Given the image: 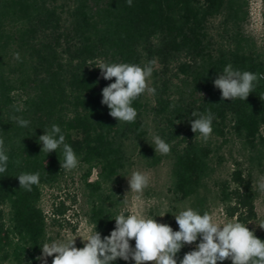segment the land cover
Wrapping results in <instances>:
<instances>
[{"label":"trees","instance_id":"16d2710c","mask_svg":"<svg viewBox=\"0 0 264 264\" xmlns=\"http://www.w3.org/2000/svg\"><path fill=\"white\" fill-rule=\"evenodd\" d=\"M243 8L242 0H132V6L127 0H0V138L9 157L0 173V264H52L54 257L42 258L49 238L41 201L43 188L59 184L65 169L63 146L41 152L39 137L51 125L61 128L85 168L89 220L101 238L115 229L120 204L115 185L129 148L151 166L162 162L149 138L145 93L133 101L134 123L111 117L101 103L102 89L115 78L103 79L96 67L101 62L155 61L152 110L157 135L171 147L174 203L196 199L202 214L212 150L192 132L191 113L210 111L213 133L225 136L230 128L252 149L264 148V79L254 82L246 101L222 100L213 83L229 63L234 70L264 74V59L242 32L248 18ZM220 16L230 41L216 48L209 26ZM14 117L30 121L28 127ZM21 173H39V184L31 191L21 188ZM222 193L226 201L237 200L232 213L239 222L255 218L250 180ZM254 235L264 241V233ZM186 251L184 245L177 264ZM132 261L117 258L112 264Z\"/></svg>","mask_w":264,"mask_h":264},{"label":"clouds","instance_id":"9594fccd","mask_svg":"<svg viewBox=\"0 0 264 264\" xmlns=\"http://www.w3.org/2000/svg\"><path fill=\"white\" fill-rule=\"evenodd\" d=\"M127 4L132 6V0H127ZM15 58L20 59L19 53L15 54ZM154 63L155 61H150L141 66L101 62L96 66L101 70L103 79L115 78V82L102 89L101 103L110 109L111 117L119 122H135L138 113L132 106L133 101L146 92L152 95L156 92L148 84ZM261 79H264V74L234 70L229 63L213 83L221 90L222 100L239 98L246 101L254 89V82ZM191 115L194 117L191 120L192 132L199 133L206 141L213 131V114L210 111L206 114L194 111ZM13 119L24 128L30 123L19 117ZM152 139L155 153H170V145L160 136L155 135ZM39 142L43 145L41 152L46 154L56 152L63 146V161H60L62 169L73 170L78 166V158L73 148L65 142V136L58 125L53 124L50 129L44 130ZM8 160L4 140L0 138V173L6 172ZM17 178L20 187L27 191H31L32 186L40 182L39 173H21ZM128 181L131 191L140 193L148 186L149 177L145 173L134 171ZM258 187L264 191V180ZM174 216L179 226L178 231L167 224L158 223L155 218L141 214L125 215L121 211L114 218L115 229L109 236L101 238L95 225L87 239L83 240V248L75 247V239L45 242L41 246L42 258L54 257L52 264H112L117 258L125 261L131 259L135 264H177V254L184 245L196 242L199 237L201 242L197 244L196 250L186 253L179 264H218L226 259H230L232 264H264V241L257 238L246 224L235 221L221 226L210 213L200 214L191 207ZM260 227L264 228V225ZM133 239L134 249L130 246V240Z\"/></svg>","mask_w":264,"mask_h":264},{"label":"rangeland","instance_id":"374dc122","mask_svg":"<svg viewBox=\"0 0 264 264\" xmlns=\"http://www.w3.org/2000/svg\"><path fill=\"white\" fill-rule=\"evenodd\" d=\"M244 11L248 13L247 20L242 25V32L250 40L252 48L264 59V0H242ZM224 17H217L210 22L209 35L216 48L226 47L229 44V33H226ZM159 66L156 65L155 69ZM153 87V72L148 80ZM147 103V116L149 138L153 142V136L157 135L153 110L155 105L152 94L145 93ZM264 135V127L261 130ZM199 141L211 148V172L202 189L203 212L210 213L214 221L221 226L227 222H235L239 219L233 210L238 207L237 200L232 198L226 201L222 190L228 189L232 193L241 185V180H250L255 199V218L248 220L246 226L254 234L264 233V191L258 187L264 180V148L252 149L242 139L232 134L227 128L225 136L211 133L205 141L198 134ZM161 154L160 152H158ZM129 161L121 172L118 183L115 185V193L119 199V213L125 215L141 214L155 218L158 223L167 224L174 231L179 230L175 216L180 211L191 207L197 210V200H189L179 204L174 203L172 194L173 185V161L164 154L162 162L157 166H151L143 158L135 147L129 148ZM134 171L145 173L149 177V184L142 192L131 191L128 178ZM85 168L79 162L73 170H65L61 182L55 186L43 188L41 207L47 218V235L49 243L52 241H68L75 239V247L83 248L89 233L93 231L89 220L90 205L88 191L84 184ZM240 177V178H235ZM95 178V171L91 181ZM198 211V210H197ZM200 213V212H199ZM165 214L161 217V215ZM248 217L249 214L245 213ZM197 241L185 244L186 252L196 250ZM130 245L135 247V240H130ZM226 259L221 264H225ZM131 264H135L133 260Z\"/></svg>","mask_w":264,"mask_h":264}]
</instances>
